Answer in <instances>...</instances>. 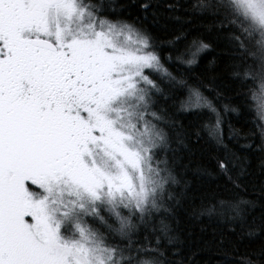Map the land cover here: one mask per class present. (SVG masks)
<instances>
[{
	"label": "snow or ice",
	"instance_id": "1",
	"mask_svg": "<svg viewBox=\"0 0 264 264\" xmlns=\"http://www.w3.org/2000/svg\"><path fill=\"white\" fill-rule=\"evenodd\" d=\"M116 7L104 0H0V264H184L167 258L174 237L162 217L178 211L177 146L189 138L199 143L201 135L176 113L205 110L209 156L225 179L206 189L214 203L201 211L240 222L239 232L230 223L213 233L208 251L220 257L217 264H241L232 257L248 228L242 264H264V212L257 221L248 214L252 201L236 198L251 179L247 155L264 157V135L259 144H233L224 125L238 109L223 102L213 81L190 84L165 66L194 63L206 43L194 40L189 59L164 61L145 27L149 17L167 23L154 0L139 4V22L108 19ZM183 7L165 5L172 19ZM193 11L213 20L238 62L241 92L260 101L264 118V0H198ZM249 103L242 95L240 107ZM101 208L119 222L110 236L83 223L100 217ZM54 212L78 218V239L61 238Z\"/></svg>",
	"mask_w": 264,
	"mask_h": 264
},
{
	"label": "trees",
	"instance_id": "2",
	"mask_svg": "<svg viewBox=\"0 0 264 264\" xmlns=\"http://www.w3.org/2000/svg\"><path fill=\"white\" fill-rule=\"evenodd\" d=\"M97 3L101 0H96ZM105 3L111 2L117 5L115 10L109 9L108 19L119 18L129 22H139L142 19V13L139 4L142 0H104ZM183 5L176 15L179 19H172L170 14L166 13L165 5L176 3ZM158 5L156 8L157 17L163 18L167 23L153 24L149 17L148 24L151 25L150 31L154 41L159 44L160 53L167 61L169 55L183 56L184 59L190 58L189 49L192 47L194 40L206 43L208 47L202 49L196 56L192 64L179 63L178 61L168 62L165 64L173 74L179 72L190 84L203 80L205 83L213 81L215 88L221 93V99L224 103H232L238 111L230 112L224 125L225 134H230L237 141L243 143L246 139L252 143L259 144L261 136V125H264V118L261 117L260 101L253 99L248 89L239 87V78L234 75L238 70V62L232 59V54L228 51L223 37L218 38V29L213 20L198 12L193 11V6L198 0H154ZM183 33L181 40H176V34ZM204 95L210 99L215 95L202 89ZM247 94L250 101L243 108L242 95ZM178 95H180L178 93ZM187 95V90H183L181 98ZM215 103V100H213ZM170 107V106H169ZM176 115L181 117L184 124L193 128L200 129L201 140L199 143L194 138L186 139L183 145L177 146L179 153L176 161L174 174L180 180V184L175 186L176 202L178 211L174 218L162 217L163 223L167 224L170 231L169 236L174 237V242L167 245L169 251L166 253L167 258L176 261H183L184 264H217L220 257L210 254L208 251V238L215 233L219 235L226 231V225L233 224L239 232V221H229L224 217L216 214H202V209L211 207L214 203L207 199L210 193L206 191L210 187L217 185V182H223L224 177L216 176L215 161L209 156L207 145L213 143L208 135V130L204 128L207 123L209 113L207 110L198 117H193L190 112H177ZM231 146V145H230ZM245 149H239L240 153H245ZM250 165L249 172L251 179L245 180L237 199L252 201L248 209L249 216L254 217L257 221L260 219L264 208L261 206V198L264 193L259 191L264 180H259L261 176V167H264V157L261 153L253 151L247 155ZM205 170L211 173L206 175ZM88 228L104 236H110L109 226L119 227L116 217L107 211L106 208L100 209V217H88L86 220ZM159 224V221H158ZM250 229L245 228L243 237L239 238V246L233 259L240 260L241 264L245 253L250 251L251 246L247 244V233ZM259 247L258 244L252 245ZM176 253V255H173Z\"/></svg>",
	"mask_w": 264,
	"mask_h": 264
},
{
	"label": "rangeland",
	"instance_id": "3",
	"mask_svg": "<svg viewBox=\"0 0 264 264\" xmlns=\"http://www.w3.org/2000/svg\"><path fill=\"white\" fill-rule=\"evenodd\" d=\"M53 217H54V220L59 222L60 223V229H59V235L61 236V238L63 240H73V239H78L79 236H78V233H76V230H75V224L77 222H79L78 218H63L59 213H53ZM90 218V217H94L93 215H87L85 217H83V223L85 224L86 227H88L86 225V222L85 220L87 218ZM30 220V218H27Z\"/></svg>",
	"mask_w": 264,
	"mask_h": 264
}]
</instances>
